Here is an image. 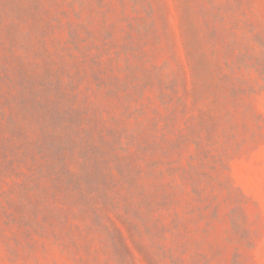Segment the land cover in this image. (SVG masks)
<instances>
[{
    "label": "rangeland",
    "instance_id": "obj_1",
    "mask_svg": "<svg viewBox=\"0 0 264 264\" xmlns=\"http://www.w3.org/2000/svg\"><path fill=\"white\" fill-rule=\"evenodd\" d=\"M0 264H264V0H0Z\"/></svg>",
    "mask_w": 264,
    "mask_h": 264
}]
</instances>
